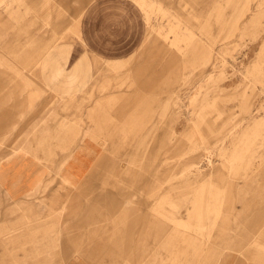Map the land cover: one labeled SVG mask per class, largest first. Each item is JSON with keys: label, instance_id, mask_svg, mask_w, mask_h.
Wrapping results in <instances>:
<instances>
[{"label": "rangeland", "instance_id": "rangeland-1", "mask_svg": "<svg viewBox=\"0 0 264 264\" xmlns=\"http://www.w3.org/2000/svg\"><path fill=\"white\" fill-rule=\"evenodd\" d=\"M12 10L0 15V161L61 167L83 144L102 159L96 182L137 200L138 264L217 262L234 230L239 259L264 264V0Z\"/></svg>", "mask_w": 264, "mask_h": 264}, {"label": "crops", "instance_id": "crops-1", "mask_svg": "<svg viewBox=\"0 0 264 264\" xmlns=\"http://www.w3.org/2000/svg\"><path fill=\"white\" fill-rule=\"evenodd\" d=\"M14 1L0 0V15ZM84 148L61 167L20 153L0 161V264H138V215L126 212L137 200L119 193L125 183L96 182L102 159L93 166ZM222 237L231 253L201 264H248L235 251L239 232Z\"/></svg>", "mask_w": 264, "mask_h": 264}]
</instances>
